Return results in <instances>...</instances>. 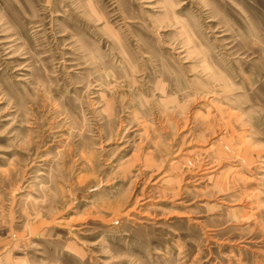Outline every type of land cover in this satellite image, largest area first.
Returning a JSON list of instances; mask_svg holds the SVG:
<instances>
[{"label": "rangeland", "instance_id": "rangeland-1", "mask_svg": "<svg viewBox=\"0 0 264 264\" xmlns=\"http://www.w3.org/2000/svg\"><path fill=\"white\" fill-rule=\"evenodd\" d=\"M0 264H264V0H0Z\"/></svg>", "mask_w": 264, "mask_h": 264}]
</instances>
